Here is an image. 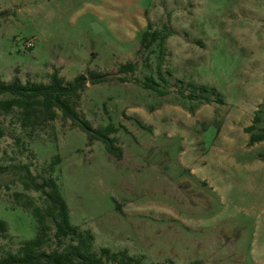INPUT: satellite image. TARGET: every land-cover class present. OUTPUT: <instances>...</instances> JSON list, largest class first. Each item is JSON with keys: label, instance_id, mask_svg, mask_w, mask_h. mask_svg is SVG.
I'll return each mask as SVG.
<instances>
[{"label": "rangeland", "instance_id": "obj_1", "mask_svg": "<svg viewBox=\"0 0 264 264\" xmlns=\"http://www.w3.org/2000/svg\"><path fill=\"white\" fill-rule=\"evenodd\" d=\"M149 23L172 33L166 96L143 84L160 64L158 44L150 61L141 47ZM129 62L135 73L121 74ZM55 70L67 81L88 70L108 76L87 84L78 111L94 128H119L123 159L61 116L32 137L17 115H0L4 250L38 228L13 194L45 209L42 194L21 185L25 172L4 169L28 165L41 180L59 155L53 177L95 249L147 264H264V141L250 142L264 135V0H0L1 79L49 83ZM189 82L215 87L224 103L189 100Z\"/></svg>", "mask_w": 264, "mask_h": 264}, {"label": "trees", "instance_id": "obj_2", "mask_svg": "<svg viewBox=\"0 0 264 264\" xmlns=\"http://www.w3.org/2000/svg\"><path fill=\"white\" fill-rule=\"evenodd\" d=\"M172 35L167 26L163 30H153L151 23L141 39V47L147 52V60L154 53L153 46L158 44L160 64L157 68V77H149L143 83L161 96L170 92L162 89V84H168L162 63L166 57L165 44ZM136 63L129 62L119 68L121 74L135 73ZM171 72H169L170 74ZM108 81L104 73L88 70L79 74L73 81H67L58 70L50 75L49 83L28 82L23 84L19 77L11 82H5L0 77V115H17L22 129L27 130L32 137L46 125L57 120L59 116L64 121L80 129L88 136L89 143L101 142L106 151L117 160L123 159V150L118 146L115 136L119 128L114 124L94 128L79 111L78 103L87 84L99 85ZM121 81H127L121 78ZM192 91L186 95L189 100L205 104L224 103L223 95L215 87L189 82ZM215 97V98H214ZM143 125V124H141ZM254 126L246 128L252 133ZM4 137V129L0 122V140ZM264 141V135L252 134V144ZM61 156L56 155L45 169L48 176L39 180L34 176L28 165H13L4 170L25 172L20 179L26 191L41 193L45 201V209L39 207L26 194L14 193V201L22 208L30 210L38 224L34 239L22 241L17 251L4 250L0 246V264H147L145 256H134L127 250L114 252L109 248L95 249V236L91 230H82L71 223L70 209L64 198L60 185L53 177L56 167L60 165ZM51 220L54 228L48 223ZM55 231H54V230ZM54 234L52 235V232ZM8 224L0 219V241L9 239ZM50 248V249H48Z\"/></svg>", "mask_w": 264, "mask_h": 264}, {"label": "built area", "instance_id": "obj_3", "mask_svg": "<svg viewBox=\"0 0 264 264\" xmlns=\"http://www.w3.org/2000/svg\"><path fill=\"white\" fill-rule=\"evenodd\" d=\"M27 46H28V47H33V43L29 42V43L27 44Z\"/></svg>", "mask_w": 264, "mask_h": 264}]
</instances>
